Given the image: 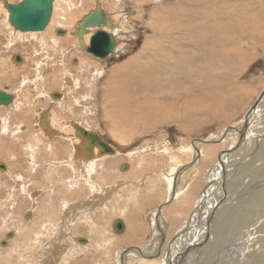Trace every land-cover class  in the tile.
<instances>
[{"label": "rangeland", "instance_id": "obj_1", "mask_svg": "<svg viewBox=\"0 0 264 264\" xmlns=\"http://www.w3.org/2000/svg\"><path fill=\"white\" fill-rule=\"evenodd\" d=\"M7 1L14 4L20 3L23 0ZM55 1L57 5L55 4L56 10L54 17L55 21L58 19L59 23L63 20V18L61 19V15L66 13L62 11H67V9H69L68 7L72 8V17L68 21L71 25H67L69 29H74L76 26L77 30L78 22L88 15L90 11L95 10L98 4L101 6L103 5V8H107V10L113 14L112 16H121L126 13V16H129V21L126 23L127 32L124 37L119 39V42L123 44L127 51L123 54L119 52L118 54H121L120 58L114 55L111 59L104 61L95 56H85L88 52L86 50L84 51L82 47H77L76 44L73 43V39L71 40L68 38L62 40L58 43V46L55 47L51 39L45 38L43 41L41 36L33 37L31 35H26L22 38L15 37L16 41L14 37L11 36L12 39H14V43L12 46L8 47L7 43L9 44L10 31L14 33V30H12L13 28L11 26H9V28L7 27L8 24L6 25L7 21L5 19L8 18V16L5 15L7 11L5 8H0V89L8 93L17 92L16 94H19L16 97V104L17 106L19 105L18 109H16V104L0 106V163H7L11 169L10 171L16 174L18 173L16 178H14L10 176V173L8 175H3V173H7V171L6 169H0V264H53L52 262L55 261V257L60 259L63 264H119V261L114 259V254L116 249H121V245L124 249H129L128 247L137 248V244L142 245L141 248L143 249L146 248V243L153 234L154 225L151 219L152 212L155 211L158 214H167L170 227L168 231L171 234H173L176 228L181 224L178 223V221L183 222L186 215L191 212L190 208L199 190L198 187H201L202 184L204 185L203 182L205 180L207 168L202 170L204 173L196 169H194V171L191 169L186 170L183 179L184 182H182V184H186L187 194L180 199L174 200L172 208L170 206L169 209L166 207L163 209L158 207L155 208L160 202V206L162 204V206H164V204L167 203L166 200L165 202L162 201L164 193L167 198H171V191L167 188L168 184L162 181L163 176L161 175L162 179L159 180L157 174L169 172L173 166L175 167V165H177V161L186 162L192 159L193 152L189 153L190 155L181 154L178 148H186L199 144L204 145L205 148V146H211L210 143L214 142V156L206 160L207 166L210 165L211 162L214 163L213 160L216 154H220L223 148H225L223 145L225 142H219V139L213 141L211 138L219 134H224V132L230 130V127L240 121L243 115L246 114L249 108L256 102L258 97L264 94V35L262 28L264 19L258 20L260 15L258 9L264 8V0H250L255 3V5L250 7L246 6V3L240 0H217L219 5H215L211 13V16H213L216 11L217 16H219L214 28L216 32L219 29L217 35L215 36L213 31L214 24L203 28L202 35H205V37L201 36L199 32H193L192 41L190 39L188 41L184 39L183 42L180 40L176 42L183 46V52H186L188 55L187 60L180 66L182 70L181 76L183 78L182 94L178 92L173 98L165 93L168 84H171L170 80L161 87L160 93L155 95V92L153 93L151 89L155 84L149 86L147 84L135 83L132 79H129V82L124 86V91L128 98H130L131 108L133 110L139 109V113L143 117L140 121H135L133 129L130 128L131 126L124 129L126 137H124L125 139L123 141L121 140L122 135L111 132L109 123L101 116L102 113L105 114L102 107L104 104L106 105V100L102 98V96L105 93V87L108 88L110 84L109 76L112 73H117V71L113 70L119 69V67L123 66L126 62L131 61L132 58L139 60L143 55H154L159 51L156 49L158 47L166 45L168 48H173L174 44L170 43L171 41L168 39H164L163 41H159V39H155L154 37L149 39V36L153 35L154 32V30L150 29V24L153 23V27L156 28L159 33H162L161 31H163V29H167L158 22L161 18L165 17V15L161 17L157 15L155 18L151 17V13L156 9V6L159 5L154 1ZM1 2L0 0V3ZM67 2L70 3L67 4ZM117 2L118 5H115ZM175 2L176 0H164L161 3L164 6V11L166 6ZM196 5L197 3L194 6ZM223 6L228 8V17ZM199 8H201L202 11L205 9L202 8V5ZM244 9L252 10L250 12H255L258 16L256 18V16L254 17L253 15L254 20H251L252 18L248 16L247 23H237L236 25L237 19L230 17H234L233 15L241 13ZM182 13L185 12H180L179 15ZM215 20L214 17H211L208 19L209 24L207 25L214 23ZM257 21L258 27L256 26ZM171 23L173 24V22ZM57 25L56 23L54 30L58 27ZM173 25L178 27L175 24ZM240 25H242L243 28H241ZM175 27H173V29ZM247 29L249 30L246 32L245 30ZM228 31L233 33L236 32V41L242 42L238 47H233V51H226L221 46V42L224 41L221 32L224 34ZM242 31H245L244 39L239 37ZM76 34L77 33L73 31V35L78 39L79 36ZM55 35L57 34L55 33ZM190 44L191 48H188ZM240 50H242L244 54L240 53ZM17 54H24L26 58L25 62H16L14 56ZM77 58L83 59L81 62L88 64L89 71L82 69L84 67L79 69ZM165 59L163 57H156L153 61L157 64L144 68L142 73H140V68L133 62L130 63L128 68L143 80L150 82L152 81V76L149 74L151 71L159 75H169L174 72V66L170 57L166 59L169 64L165 66L158 65V63L162 64ZM233 64L238 67H232L233 71L231 70V73L233 75H230L228 74V72H230L229 67L233 66ZM191 66L204 68L200 71L203 76L202 84L199 86L192 85V83L187 82L186 77H184L189 74ZM211 68H213L212 72H210ZM98 69L103 72L102 75H99L100 78L94 75ZM126 71L129 72L127 68ZM174 73L175 75L173 76H176V72ZM127 74L131 77L130 73ZM41 75L43 77L42 82L40 79ZM69 77L79 79V85L74 91L71 90L72 85L67 81V78L70 79ZM135 81H137V79ZM38 82L43 83L44 90L47 92L52 91L57 93L61 91L65 93L64 102L61 104L53 102L47 97L48 93L45 91L40 94L41 91L36 88ZM129 86H135V88L127 90ZM206 93H208V95H206ZM72 96H76V98L79 99L81 107H77L73 102ZM158 96H165L171 99L166 101V105L169 110L173 109V113L167 118L153 119L155 116L153 111L142 113L140 109V107L151 102L152 104L157 102L155 97ZM205 106L208 108L205 109ZM44 111L50 119L54 120L56 127L60 129L59 133L61 136H56L54 139H47L42 136L37 121ZM118 113H120V109H116L114 114L110 113V120H116V114ZM7 114L9 118H11L10 127L4 130L5 125L3 124L2 118ZM120 115L122 116V114ZM75 120H79L81 123L83 122L85 124L78 123L77 125L85 129L89 127L90 131L91 129L93 130L92 132L95 130V133L101 135L104 140H107H105L106 142L112 146L114 145L122 152L123 154L119 155L120 158H116V160L119 161L108 166V169L101 165L90 169L87 167L85 168L84 165H80V161L77 160L75 171L78 172L72 171L70 165H68V157L73 153L70 138L75 137V134L68 131L70 128L68 125L72 124ZM20 123L27 126V129L22 126L21 131L25 128L24 132H18V125ZM75 124L76 123H73L72 126ZM73 130H75V127ZM209 140L212 142L209 143ZM29 145L34 148H30ZM52 146L53 150H49L50 147L52 149ZM144 149H155V151L152 152L150 150L145 153ZM131 150H137V155L132 156L131 153L132 157L125 156L126 153ZM254 151L255 150H251L252 153H254ZM141 152L145 155H142ZM115 153L101 154L103 156H113ZM174 154L177 159L172 161L171 157H173ZM60 160H62L61 164ZM52 161L55 162L53 163ZM56 162H58L59 165ZM108 162L109 161L106 163ZM261 162L262 160H258L256 165H261ZM66 166H68V168ZM88 170L90 172L91 170L94 171L88 173ZM197 172L200 173L197 175ZM236 172L231 174L232 180L237 177ZM262 172L250 173V175L249 173H242V177H240L241 183L245 182L244 184L242 183V186L248 188V185H250L248 188L250 189V192L248 191L249 194L245 193V201L247 197L252 196L254 193L250 188L251 182L255 179L260 180V183L264 181V170ZM18 176L22 177L18 178ZM149 176L151 177L149 178ZM195 176L198 177L195 179ZM68 178L72 179L69 180ZM140 179L143 180V185ZM17 180L24 183V189H27L29 194H25L21 191V187L17 184ZM152 181L153 185L156 186L155 191L144 190L146 189V183L150 184ZM74 184L77 185L75 186ZM114 184H119L118 189L115 192L116 194L111 195L108 202V200L104 198L105 196H101L99 192L101 186L104 187L105 185ZM96 185H98V188ZM122 185L123 187L125 185V189H122ZM136 185H139L137 187H141L142 189H137ZM119 187L122 190L119 189ZM37 189L40 190L39 193H36ZM94 190L96 192H94ZM34 191L35 197L31 194ZM126 191H129V196H127ZM98 193L105 199L103 200L105 202L100 208L94 206L92 208V206H90L91 212L88 214L89 220L84 216L81 219L74 220L75 225H73V230L72 232H68L66 229L67 226L63 224L62 219L65 218L67 222H69L70 216L68 211H66L61 204L68 207L71 204L73 205V203H81L83 199L85 200L86 196L89 195L90 197L92 196L91 198L95 203L93 205H96L97 202V204L100 205V196ZM123 194L124 199L122 198ZM10 195L12 196L10 197ZM138 196L139 202L137 201L138 199H135V197L138 198ZM14 197L17 198L18 207L16 206ZM118 199L121 200L118 201ZM142 199H144V203H142ZM33 201H36V211H34L33 214H29L28 210L31 209ZM180 207L184 208L181 209ZM188 207L190 208L188 209ZM123 211L125 213H123ZM120 212L124 215L126 214V217L124 215L123 217ZM263 214L264 212H261V215ZM65 215L67 217H65ZM134 218H136V220ZM172 218H176L177 221L175 219L172 220ZM43 219L47 220L45 226H41ZM118 219L123 221L126 220L124 221L125 230L120 233H117L113 226H111V224ZM181 219L182 221H180ZM92 222L95 226L98 225L97 228H95ZM174 222H177L179 225ZM90 224L91 226L93 225L92 227L94 230L90 227ZM89 227L92 230H89ZM10 232H13V236L12 238H7V234ZM81 237H90V243L93 245L90 244L92 246L88 245L87 248L84 243L78 242L77 238ZM179 237L180 236L176 237V239ZM179 239L175 241L177 242ZM94 240L100 243L97 245V242ZM3 241L6 242L4 245L1 244ZM179 242V245H181L182 241L179 240ZM47 243H50V247L49 251L45 253V246L48 245ZM33 244L34 246H32ZM156 251L157 248H155V253ZM162 252L163 250L161 253ZM175 253L176 252L172 253L171 258H173V261L176 259ZM231 254L236 256V253ZM43 256H45V258H42ZM120 256H123V259L127 257V255H124L121 251ZM161 258L152 254L146 256L142 260L136 258L127 261L126 259L125 264H159ZM187 262L188 261L183 260L182 264H187ZM237 264H239V262Z\"/></svg>", "mask_w": 264, "mask_h": 264}, {"label": "bare ground", "instance_id": "obj_2", "mask_svg": "<svg viewBox=\"0 0 264 264\" xmlns=\"http://www.w3.org/2000/svg\"><path fill=\"white\" fill-rule=\"evenodd\" d=\"M1 1L2 2L0 3V6H1L0 8L3 9V8H5L4 3L7 0H1ZM53 1H54V6H53L54 9L52 10V15H51V18L49 21L50 24L48 23V25L46 26V28L43 31L22 32V31L15 29L11 25V23L9 22V14L10 13L5 8V10L7 11V13L5 12V15L8 16V18H5L7 21L6 25L8 24L7 25L8 28H9V26H11L13 28L12 30H14V33H15L14 34L12 31H10V39L8 41L9 44L7 43L8 47L13 45L15 37L22 38V37H25L26 35H31L33 37H40L41 36V39L43 41L45 40V38L51 39V41H53V44L55 45V47L58 46V43H60V41H62V40H66L68 38L71 40L73 39V43H75L77 47L78 46L82 47L85 51L86 50L85 47L87 45H89L90 37L95 33V31H97L98 29H104L105 31H108L113 35L114 40H115V50L107 58L102 59V58L97 57L98 59H102L104 61H107V60L111 59L114 55H116L117 58H120L121 54H123L125 51H127L124 48L123 44H121L119 42V39L124 37L125 33L127 32L126 23H127V21H129L128 20L129 16H126L127 15L126 13H124L121 16H112L113 14H111L107 10V8L104 7L105 8L104 9L103 5L101 6L100 4H98V6H101V8L104 10L105 17L112 22L111 26H108L107 24L104 23V24H101V25L95 26V27H87L88 33H86L83 36H80L77 33L79 36L77 39V37L74 36L75 34L73 35V31L76 32V26L74 29L73 28L69 29L67 26V25H71V24H69L70 22H68V21L72 17L71 16V14H72L71 9L72 8L68 7L69 9H67V11H62V12H66V13H63L61 15V19L63 18V20L59 23L58 19H56V21H55V17H54L55 10H56L55 4L57 5V3L55 0H53ZM145 1H147V2L154 1L155 3L159 4L158 6H156L157 10L155 9L151 13V17L155 18V16H157V15H160V17L165 15V17L161 18L158 22L160 24H162L163 27L167 28L165 30L163 29V31H161L162 33H159L157 31V29L153 27V23L150 24V29L154 30V32H153V35L149 36V39L151 37H154L155 39H159V41H163L164 39H168L171 41L170 43H172L174 45H173V48H168L166 45H165L166 47L165 46L158 47L156 49L159 51L156 52L154 55H143L139 60H135V58H132L131 61L126 62L123 66L119 67V69L113 70V71H117V73H112L109 76L110 77L109 78L110 84L108 85V88L105 87V93L102 96V98H104L106 100V105L104 104L102 107V109H104L105 114L102 113L101 116H103V118L107 120V123H109V129L111 132L118 134V135H122V137H121L122 141L125 139L124 137H126L125 136L126 133H124V129L128 128L129 126H131L130 128L133 129L134 125H135V121H140L143 117L140 115L139 109L133 110L131 108L130 98H128V96L126 95V93L124 91V86L126 85L127 82H129L128 80L132 79L133 82H135V83L147 84L149 86L155 84L151 88L152 92L153 93L155 92L154 93L155 95H158L160 93L161 87L164 86L165 84H167L170 80L171 84H168V87H167V90L165 91V93L169 97H173V98L175 97V95L178 94V92H180V94H182L183 93V90H182V79L183 78L181 76L182 70L180 69V66L187 60L188 55L186 52H183V49H184L183 46L176 43V42H178V40L183 42L184 39H186L187 41L190 39L192 41L193 32L194 33L199 32V34L201 36L205 37V35H202L203 28H206V27L214 25V24L215 25L213 26V31H214L215 36L217 35V32L219 31V29L217 32L214 30V28L216 26V22L219 19V16H217V12L215 11L213 16H211V13H212L214 6L219 5L217 0H214V1H212V0H176L175 3H171L168 6H166L165 11H164V6L161 4L164 0H143L142 2H145ZM240 1L245 2L246 6H248V7L255 5V3L253 1H250V0H240ZM68 3H70V2H67V4ZM196 3H197V5L194 6ZM115 5H118V2ZM201 5H202V8H205L203 11L201 8H199ZM157 7H159V8H157ZM257 7H259V6H257ZM224 10H225V13H227V17H228V8L224 7ZM183 11L185 13H182L181 15H179V13L183 12ZM250 11H252V10H245L244 9L243 11H241V13H237V14L233 15L234 17H230V18L237 19L236 25H237V23L238 24H242L244 22L247 23L248 22V16L252 18L251 20H254L253 18L255 16L257 18V16H258L257 13L250 12ZM258 13L260 14L258 17V20H263L264 19V8H259ZM253 15H254V17H253ZM211 17H214L216 20L214 21V23L207 25V24H209L208 19H210ZM81 20L78 22L77 29H79V24H80ZM171 22H173V24H175L178 27H175ZM56 23L58 24L57 28H59V29L55 28V30H54V26ZM256 26L257 27L259 26L258 21L256 22ZM173 27H175V28L173 29ZM240 27L243 28L242 25H240ZM262 28H263V35H264V24L262 25ZM248 30L249 29H247L245 31L247 32ZM59 31H62V33H59ZM245 31H242L239 34V37L241 39L245 38V35H244ZM55 33L59 36L55 35ZM61 35H64V36H61ZM236 35H237L236 32L233 33V32L228 31L224 34L221 32V36L224 40L223 42H221L222 48L225 49L226 51H233V47H238V45L241 44L242 42L236 41L237 40ZM11 36L14 37V39H12ZM15 41H16V39H15ZM20 41H21V39H20ZM45 42H43V43H45ZM190 46H191V44L189 45L188 48H191ZM41 47H43V46H41ZM119 52H122V53L118 54ZM240 53L244 54V52L242 50H240ZM223 54L225 55L224 52H223ZM19 55L21 57V61H18V62H25L26 58L24 57V54L23 55L19 54ZM82 55H84V54H82ZM90 55L92 57H94V55L91 53L85 54V56H87V57H89ZM263 55H264V52H263ZM156 57H163L164 59L165 58L167 59V57H170L172 64L174 66V72H176V76H173V75H175L174 72L170 73L169 75L168 74L159 75L156 72L151 71L149 74L152 76V81L148 82V81L140 78L136 73H134L133 71H131L128 68L130 63L133 62L134 64H136L138 66V68H140L139 69L140 73H142L144 68L157 64L156 62L153 61V59H155ZM77 59H78V64L77 63L76 64L78 65L79 69L84 67L82 69L89 71L88 64L81 62V61H83V59H79V58H77ZM166 59L163 61L162 64L158 63V65L159 66H165V65L169 64ZM232 67L235 68L238 66L233 64V66L229 67L230 72H228V74H230V75H233L231 73V70L233 71ZM37 68H39V67H37ZM126 68L128 69L129 72L126 71ZM202 69H204V68L199 67V66H191L189 69V74L187 76H184V77H186L187 82L192 83V85H194V86L201 85L203 74H201L200 71ZM212 71H213V68H211L210 72H212ZM65 73H66V71H65ZM127 73H130L131 77H129ZM225 73H226V69H225ZM102 74H103V72L100 69H98V71L94 75H95V77L100 78L99 75H102ZM226 75H227V73H226ZM69 78L71 79L72 77H69ZM154 78H155V81H154ZM40 79L42 82V80H43L42 75H41ZM70 79L67 78V81L70 83V85H72L71 90L74 91L79 85V79L78 78H75V79L72 78L73 82H72V80L70 81ZM136 79H137V81H135ZM22 80H24V79H22ZM119 80H122V81H119ZM35 81H36V79H35ZM117 82H118V85H117ZM36 88H38L41 91L40 94L44 91L46 93H48L47 97H49L53 102L61 104L65 100V93H63L61 91L57 92L60 94V96L56 99H53L54 97H52V94L54 92H52V91L47 92L46 90H44L43 83L38 82L36 84ZM134 88H135V86H129L127 88V90H132ZM16 93H14V92L9 93L12 95V101H11L10 105H12V104L15 105L17 103L16 97L19 94L17 95ZM46 93H44V94H46ZM40 94H39V96H40ZM206 95H208V93H206ZM72 99H73V102L77 105V107H81L79 104V99H77L76 96H72ZM18 100H20V99H18ZM155 100L157 102H155L153 104L151 102L145 106L140 107L142 113L153 111L155 113V116L153 119L167 118L170 116L171 113H173V109L169 110L167 108V105H166V101L171 100V99H169L168 97H165V96L164 97L158 96V97H155ZM21 105H22V103H21ZM0 106H2V105H0ZM85 106H86V104H85ZM18 108H19V105L17 106V104H16V109H18ZM204 108L207 109L208 107L205 106ZM74 109H75V106H74ZM116 109H120V113L116 114V117L118 120L117 119L116 120L115 119L110 120V113L114 114L116 112ZM120 114H122V116ZM10 119L11 118H9L8 114L2 118L3 124L5 125L4 130H5V128L8 129L10 127ZM73 123L82 124L83 122L81 123L79 120H75ZM72 124L68 125L70 127L68 129V131L73 132L75 134V137L70 138V140L72 142L71 144L73 147V153H72V155H70L68 157V165H70V168L72 171L76 170V166H77L78 161H80V165H84L85 168L87 167L90 169L96 168L98 165H101L102 167L107 168L111 164L119 161V160L117 161L116 158L117 157L120 158L119 155L123 154V153L120 152L114 145L113 146L115 148L111 144L106 142L107 140L105 139L106 140L105 141L101 137V135L95 133V130H94V133L99 135L106 143H108L113 148L114 153H115V149H116V153L113 156H103L100 153V149H99V146L97 144L92 145L91 146L92 148L88 149L89 141L86 140L85 138L81 137L80 135H78L76 133V129L73 130L75 125L72 126ZM37 125L40 129L39 131L41 132L42 136L47 138V139H54L56 136H61V134L59 133L60 129L56 127L54 120L50 119L48 117V115L45 114V111L42 112V114L40 115L39 120L37 121ZM83 125H85V124L83 123ZM22 126L26 127V129H27L26 125H24L23 123H20L18 125V132H24L25 131V128L23 131H21ZM88 128L86 130L90 131V128H89V130H88ZM230 128L231 129L228 130L227 132H224V134H219V135H216V136L211 138L213 141L215 139H219V142H225V144H223L225 146V148H223V150L220 152V154H218V155L216 154V157L213 160L214 163L211 162L210 165H208V166H207L206 160H207V158L210 159L212 156H214V152H215L214 142H212L210 140L208 141L209 143L210 142H212V143H210L211 146H205V148L207 150L204 148V145H200V144L196 145V146L186 147V148L185 147H179L178 148L180 150L181 154L190 155L189 153L193 152L192 159L188 160L186 162L185 161L184 162L177 161V163H176L177 165H175V167L173 166V168L170 169L169 172H167V173L163 172V174H157L158 175L157 178L159 180H161L162 179L161 176H163L162 181H164V182H166V184H168L167 188H168V190L171 191V193H170L171 198L170 199H169V197L167 198L164 195L165 194L164 193L163 194L164 198L162 201L165 202V200H166L167 203H165L164 206H162L163 204L160 206V203H161L160 202L157 206H155V208H157V207L162 208V209L164 207H166L168 209L170 207L172 208L174 200L180 199L182 196L187 194L186 184H182V182H184L183 179L185 177V173H186L185 171L186 170L191 169L194 171V169H196L197 171H201L202 173H204L202 170L207 168L205 180L203 182L204 185L202 184L201 187H198L199 190L196 193L194 203L192 201L193 205L190 204V205H192V207L190 205L189 206L191 208L188 207V209L190 208L191 212L187 215L185 214L186 218L185 217H184L185 219L183 218L184 219L183 222L178 221V223H181L180 225L177 222H174V223H177L179 225V227H177L178 229L176 228V230L173 234L169 233V231H168L170 227H169V222H168L169 220H167V214H161V213L158 214L155 211L152 212L151 219H152L153 225H154L153 226V234L151 235V238H149V240L147 241L146 248L143 249V248H141L142 245L137 244L138 249L133 248V247H128L129 249H124L121 245V249L120 250L116 249L115 254H114V259L118 260L119 264H125L126 259H127V261L133 260L136 258L142 260L146 256L152 255V254L157 255L159 258L162 257L159 264H182L183 260L188 261L187 264H237L238 262H239V264H264V214L261 215V212H264V191H263L264 181H262L260 183V180L255 179L251 182L250 188L254 191V193L252 196H249L246 194L249 197H247V200L245 201V199H244L245 193L249 194L250 189H248V188L250 185H248V188L246 186H242L243 182L241 183V179H240V177H242V173H249V175H250V173H255V172L261 173L264 170V94H261L258 97V99L256 100V102L249 108V110L246 112V114L243 115V117L240 119V121H238L235 125H233ZM92 131L93 130L91 129L90 132H92ZM29 147L34 148L31 145H29ZM250 149L255 150L254 153H252ZM49 150H53V146H52V149L50 147ZM150 150L152 152L155 151V149H144V152L146 153ZM249 150H250V152H249ZM131 153H132V156H135V155H137L138 151L137 150H134V151L131 150L130 152H127L125 156L132 157ZM106 154H108V153H106ZM141 154H142V152H141ZM142 155H145V154H142ZM171 158H172V161L177 159L175 154ZM258 160H262V162H261V165L257 166L256 164H257ZM107 161H109V162L106 163ZM56 163L58 164V162H56ZM61 163H62V160H60V164ZM4 164L6 165L7 173H3V175H8L10 173L11 177L16 178L18 173L16 174V173L10 171L11 169L9 168V165L7 163H4ZM142 165H143V163H142ZM114 166H115V164H114ZM66 167L68 168V166H66ZM114 169H116V168H114ZM94 170H96V169H94ZM94 170H91V172L88 170L89 171L88 173H92ZM234 172H236L237 177L232 180L231 174H233ZM198 173H200V172H197V175H198ZM262 174H263V172H262ZM21 177L18 176V178H21ZM150 177L151 176H149V178ZM196 177H198V176H195V179H196ZM68 179L71 180L72 178L71 179L68 178ZM198 180H201V179H198ZM122 181H123V179H122ZM140 182H143V180H141ZM247 183H248V181H247ZM17 184L21 187V191L23 193L29 194V192H27V189H24L25 185L23 182L17 180ZM93 184H94V182H93ZM96 184H98V183H96ZM143 184H144V182L142 183V185ZM118 185L119 184L108 185V186L105 185L104 187L101 186V190L99 193L101 194V196H105L104 198H106V200H108L111 197V195L116 194L115 192L118 189ZM127 185L130 186L129 184H127ZM198 185H199V183H198ZM137 186H139V185H136L137 189H140V190L142 189L141 187H137ZM96 187L98 188V185H96ZM122 187H123V185H122ZM124 187H125V185H124ZM124 187L122 189H125ZM134 187H135V185H134ZM145 188L146 189H144V188L143 189L155 191L156 186L153 185V181H152L150 184L146 183ZM119 189H121V188L119 187ZM95 190H96V188H95ZM95 190H94V192H96ZM39 191L40 190L37 189L36 193H39ZM238 191H239V193H238ZM128 193H129V191L127 192V196H129ZM31 194L35 197V195H34L35 191L32 192ZM100 194H99V196H100ZM137 194H138V192H137ZM191 194H194V193H191ZM11 196L12 195H10V197ZM101 196L99 199L100 205L97 204L98 202L96 203V205H93L95 203H94L93 199L91 198L92 196L90 197L89 195L86 196L85 200L83 199V202H81V203L79 202L77 204L73 203V205L71 204L72 206L69 205L67 207V206L61 204L62 206H64V209L66 211H68L69 216H70L69 222H67V220L65 218L62 219L63 224L67 226L66 229L68 232H72L73 225H75L74 220H77L79 218L81 219L83 216L86 217L87 219L89 218L88 214L91 212L90 206H92V208H93V206L97 207V208L101 207V205L105 202V201H103L105 199ZM189 196H190V194H189ZM125 197H126V195H125ZM94 198H95V196H94ZM122 198L124 199V194H123ZM129 198H128V201H129ZM135 199H138L137 200L138 202L140 201L139 196H138V198L135 197ZM145 199H147V198H145ZM109 200H108V202H109ZM120 200L118 199V201H120ZM142 200H143L142 203H144L145 202L144 199H142ZM14 201L16 203V206L18 207L17 198L14 197ZM116 203H117V201H116ZM35 204H36V201H33L31 209L28 210L29 214L30 213L33 214L34 211H36ZM104 206H107V205H104ZM186 206H188V205H186ZM180 208L182 209L184 207H180ZM103 211H105V210H103ZM119 211H121V210H119ZM184 211H186V210H184ZM120 213H122V212H120ZM123 213H125V212L123 211ZM123 213H122V216L124 215ZM65 217H67V216L65 215ZM123 217H121V218H123ZM134 219L136 220V218H134ZM173 219L176 220V218H172V220ZM46 221L47 220L43 219L41 226H45ZM124 221H126V220H124ZM124 221H123V223L125 226ZM180 221H182V219ZM92 224L94 225L93 222H92ZM87 225H89V224H87ZM113 225H114V223L111 224V226H113ZM92 226L90 224L91 228H93ZM97 226H95V228H97ZM175 226H177V225H175ZM90 227H89V230L91 229ZM93 230H94V228H93ZM124 230H125V228H124ZM180 231H183V234L180 235V237H181V238L179 237L180 239L179 238H177V239L182 241L181 245H179V243H180L179 240L176 242L175 240H177V239L174 238V237H176V235ZM11 233H13V232H11ZM89 238L84 237V239H85L84 245L87 246V248H88V245L92 244V243H90ZM77 239L79 242L80 238H77ZM8 241H9V239H8ZM174 241H175V243H174ZM95 242H97V241H95ZM17 243H19V242H17ZM98 243H100V242H97L96 244L98 245ZM47 244L48 245L45 246V253L49 251V247H50V243H47ZM26 245H28V244H26ZM92 245H90V246H92ZM32 246H34V244ZM98 248H100V247H98ZM155 248H157L156 253H155ZM166 249H168V250H166ZM81 250H83V249H81ZM81 250H80V252H81ZM162 250H163V252L161 253ZM120 251L123 252L124 255H127V257H125L123 259V256H120ZM170 251H171V253H170ZM40 252H41V250H40ZM173 252L177 253V255L175 253L176 259L174 261H173V258H171ZM231 253H236V256L232 255ZM50 257H51V255H50ZM42 258H45V256H43ZM163 258H164V260H163ZM54 259H55V261L52 262L53 264H59L61 262V260L56 258V257ZM246 261H248V262H246ZM61 263L63 264V262H61Z\"/></svg>", "mask_w": 264, "mask_h": 264}, {"label": "water", "instance_id": "obj_3", "mask_svg": "<svg viewBox=\"0 0 264 264\" xmlns=\"http://www.w3.org/2000/svg\"><path fill=\"white\" fill-rule=\"evenodd\" d=\"M4 6L10 13L9 22L15 29L22 32H36L43 31L48 25L52 15L53 0H23L20 3L14 4L5 1ZM104 23L108 26H111L112 24V22L105 17V12L101 6H97L95 10L90 11L88 15L83 17L76 33L83 36L88 33L87 27H95ZM59 33H62V31H59ZM85 49L95 57L105 59L115 50L114 37L110 32L105 31L104 29H98L90 37L89 45H87ZM15 61H21L19 54L15 56ZM59 96V93L52 94V97L54 98H58ZM11 101L12 95L0 90V105H9ZM74 127L78 135L89 141L88 149H90L92 145L97 144L101 153H114L113 148L99 135L87 131L77 124H75ZM0 169H5L4 164H0ZM113 228L117 233L122 232L125 228L123 221L121 219L116 220ZM181 234H183V231H180L176 237ZM12 236L13 233L11 232L7 234V237ZM79 241L84 243L85 239L80 238ZM5 243L6 242L3 241L1 244L4 245Z\"/></svg>", "mask_w": 264, "mask_h": 264}, {"label": "flooded vegetation", "instance_id": "obj_4", "mask_svg": "<svg viewBox=\"0 0 264 264\" xmlns=\"http://www.w3.org/2000/svg\"><path fill=\"white\" fill-rule=\"evenodd\" d=\"M5 165V164H4ZM5 169H6V165H5ZM4 170V169H3Z\"/></svg>", "mask_w": 264, "mask_h": 264}, {"label": "crops", "instance_id": "obj_5", "mask_svg": "<svg viewBox=\"0 0 264 264\" xmlns=\"http://www.w3.org/2000/svg\"><path fill=\"white\" fill-rule=\"evenodd\" d=\"M0 164H2V163H0ZM124 169V168H123Z\"/></svg>", "mask_w": 264, "mask_h": 264}]
</instances>
